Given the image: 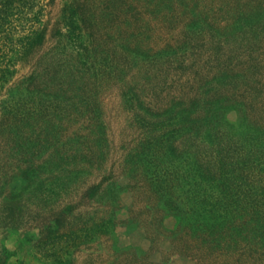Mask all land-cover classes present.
<instances>
[{"label":"rangeland","instance_id":"obj_1","mask_svg":"<svg viewBox=\"0 0 264 264\" xmlns=\"http://www.w3.org/2000/svg\"><path fill=\"white\" fill-rule=\"evenodd\" d=\"M70 1L36 0L30 20L10 23L7 43L0 32V251L10 264H111L123 251L162 264H234L157 206L148 183L173 159L167 135L178 124L144 107L187 101L210 79L232 95L238 72L256 64L264 75V0L254 9L252 0H82L86 23L75 29L62 19ZM35 31L45 41L25 57L21 39ZM226 69L237 74L220 77ZM5 106L18 116L7 120ZM22 168L29 176L15 175ZM63 209L64 229L49 232ZM61 247L75 258L44 254ZM248 255L243 264H264V250Z\"/></svg>","mask_w":264,"mask_h":264},{"label":"trees","instance_id":"obj_2","mask_svg":"<svg viewBox=\"0 0 264 264\" xmlns=\"http://www.w3.org/2000/svg\"><path fill=\"white\" fill-rule=\"evenodd\" d=\"M252 1L253 9L261 7L262 0ZM35 2L36 0H0V32L3 33L5 43L11 38L10 23L30 20ZM86 6L87 3L82 0H71L65 4L62 10L63 23L74 29L79 27L78 23H86L87 16L83 10ZM254 20L261 22L262 17L258 16ZM44 41L43 31L26 35L21 39V52L29 57L38 51ZM2 45L0 43V55ZM257 68L258 64L254 65L251 75L246 77L228 69L221 73L220 77L239 76L236 81H232V95H224L213 83L216 81L210 79L200 94L197 92L187 101L181 99L177 102L175 98L167 107L157 112H152L141 104L155 115L169 113L168 118L176 121L175 125L178 124L167 135L173 159H170L167 170L159 168L151 173L148 183L150 191L156 196L157 206L166 216H176L180 223H186L185 227L189 228L192 237L201 241V247L207 248L211 254H228L229 262L232 260L234 264H243L239 257L245 253L250 256L255 250H264V75L260 74L258 77ZM32 77L36 79L35 76ZM4 110L7 120L18 116V110L13 111L8 106ZM231 110H236L239 114L238 119L232 122L223 117L225 112ZM151 123L158 124L155 121ZM176 132L184 136L181 142L185 147L181 156L183 163L177 158V153L175 155L178 149L175 139L179 137ZM161 139L165 138L157 137L155 140L160 143ZM175 161H180L182 166L177 168ZM25 169L22 168L15 175L29 176L23 173ZM14 177L13 175L12 179ZM7 180L9 178L4 182ZM101 188L100 184L92 187V194L99 192ZM8 199L11 204L16 201L13 196ZM69 211L63 209L60 212L63 216H58L53 225L49 224V232L53 227L56 228L53 233L64 229L65 217ZM3 220V227H16V223H8L6 218ZM179 227L176 229L177 234ZM87 239L91 241L93 238ZM43 241L41 239V243ZM44 254L56 257L59 261L65 257L75 258L74 252L65 247L55 252L53 250L52 253L45 251ZM196 258L197 261H202L201 256ZM89 262L93 264L91 260ZM0 264H10L8 256L2 250ZM111 264L162 263L151 260L148 255L123 251L115 254Z\"/></svg>","mask_w":264,"mask_h":264}]
</instances>
